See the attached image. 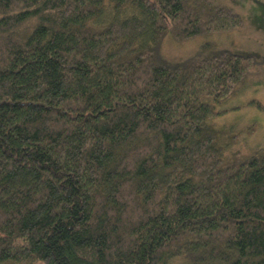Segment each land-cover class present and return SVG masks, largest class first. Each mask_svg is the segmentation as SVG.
I'll list each match as a JSON object with an SVG mask.
<instances>
[{"label":"trees","instance_id":"obj_1","mask_svg":"<svg viewBox=\"0 0 264 264\" xmlns=\"http://www.w3.org/2000/svg\"><path fill=\"white\" fill-rule=\"evenodd\" d=\"M242 26L220 0H0V264H264V154L215 122L257 58L162 55Z\"/></svg>","mask_w":264,"mask_h":264},{"label":"rangeland","instance_id":"obj_2","mask_svg":"<svg viewBox=\"0 0 264 264\" xmlns=\"http://www.w3.org/2000/svg\"><path fill=\"white\" fill-rule=\"evenodd\" d=\"M243 20V26L221 34L200 37L178 44L171 37L164 40L163 57L171 63L196 58L205 43L234 53L257 58L256 67L227 102L218 106L221 112L215 122L222 136L232 141L231 157L264 154V0H220ZM261 103L263 109L256 106ZM233 155V156H232ZM169 264H192L180 254Z\"/></svg>","mask_w":264,"mask_h":264}]
</instances>
